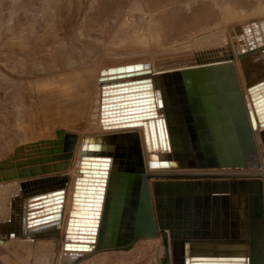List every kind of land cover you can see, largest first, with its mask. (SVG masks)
<instances>
[{"label": "bare ground", "instance_id": "obj_1", "mask_svg": "<svg viewBox=\"0 0 264 264\" xmlns=\"http://www.w3.org/2000/svg\"><path fill=\"white\" fill-rule=\"evenodd\" d=\"M251 5V4H249ZM248 5V6H249ZM247 6V7H248ZM136 23H140L138 19ZM237 31V29H232ZM262 30V31H261ZM1 34V33H0ZM13 34V33H12ZM196 34H201L196 36ZM191 41L178 45L173 48L169 56H176L169 60H157L153 58V64H170L165 66L167 68L159 71H139L137 74L128 76H117L111 79L104 78L99 80L96 78V67L88 69L90 81H86L83 84L84 89H73L71 105L67 111V118L65 120H73L76 124L80 125V129L77 130V135L71 142L60 141L55 137H50L46 134V139L42 135L38 137L30 136V142L21 143L16 146V152L13 156L5 159L0 158V241L21 237L25 242L21 246L28 250L23 256V264H56L60 263L63 256L69 259H73L68 264H77V262L87 254L111 251V250H95L97 243L98 232L93 233V239L85 241L92 248L89 249H65V242H72L77 237L76 234L80 233L83 236L89 232L79 231V229H90L91 225L80 223H67L68 217L73 218H89V212H80L83 207L78 206L81 203L88 202L85 196L88 197V191L82 189L84 185H91L89 180H94L98 171V167L93 161L95 159L83 157V156H104L109 157L105 164L104 176L105 184L103 186L104 192L111 171L116 167L117 157L114 151L110 153L103 148H97L91 152L83 151L82 144L84 138L104 136L116 133H134L138 154L140 161L143 165V170L146 175L147 185L149 192L153 196V183L155 181L165 179H182L190 181H200L201 183L208 184V191L205 197L208 198L210 204L214 201L212 193H216L217 210L227 212V220L229 221L230 228H234L239 238L242 239L246 248L244 251L249 250L251 242V229L253 231H260V252H259V264H264V142L260 137V131L263 126L257 120L259 113L263 110L255 109L261 105H264V24H253V42H246L243 46H235V49H223V42L226 39V35L221 30H217L215 26H203L202 31H197ZM11 37V36H10ZM249 41V40H247ZM63 44L62 42H53L51 45ZM14 53V49L10 50ZM16 52V51H15ZM183 52H188L187 56H181ZM25 57L19 58L22 64V69L25 70V74L21 77L18 74L17 80H14V76L11 81L12 89H21L25 93L26 99L29 98L30 89H45L47 96V102L51 104L55 101V88H59L61 84L60 74L65 69V56L60 53L44 54V61L48 64L46 67L41 68L35 66L33 63L32 52H26ZM165 53V52H163ZM159 55V53H156ZM155 54V56H156ZM166 54V53H165ZM42 55V54H41ZM162 55V54H161ZM253 55V63L250 62L249 57ZM168 56V57H169ZM233 56L232 60H227L225 57ZM158 57V56H157ZM163 57H165L163 55ZM160 58V56H159ZM161 59V58H160ZM7 60L5 52H1L0 61ZM0 64V91L3 92L4 79L6 72L5 64ZM199 64L198 67L195 65ZM253 65V73L249 72V68ZM196 68H215L217 71L214 74H208L207 79L214 77L219 83L227 80L232 87L236 86V90L241 96V103L244 106L247 121L251 127L253 136V150L243 153L245 166L243 167H208V168H190L182 169L181 167L172 166H157L154 167L151 164L157 163L159 152L168 153L170 149L168 147L161 148L157 145V148L152 145L150 141V133L147 125V121L143 122V119H125V120H112L111 116H118L123 114H130L134 112H121L118 114H110L113 109H120L118 111H124L125 105H117V101L126 100L128 98L114 99L113 95L120 94L122 92H114L107 90L106 85L111 82H122L130 80L132 76L139 78H150L151 87H149V95L153 97L154 113L157 117H163L164 122L167 125L166 114L171 110L170 104L171 93L169 86L165 82L162 76L165 73L181 71L182 69H196ZM261 68V69H260ZM114 74L124 73L125 69L114 70ZM9 72L6 74L8 75ZM43 75V79H46L44 85L38 84L39 75ZM135 79V78H134ZM37 80V81H34ZM230 80V81H229ZM253 81V82H252ZM51 83V84H50ZM52 83H56L55 87H52ZM257 85L253 88V96L251 91H247L250 85ZM222 89H226L225 86ZM116 90V89H115ZM257 91V92H256ZM128 92V91H123ZM255 92V94H254ZM116 97V96H115ZM143 97L142 95L137 96ZM156 97L161 98L162 106L156 101ZM135 98V97H134ZM259 99V100H258ZM261 99V100H260ZM109 103H111L109 105ZM107 104V108H101V105ZM144 104V103H140ZM129 104L127 106H132ZM139 105V104H135ZM48 111L51 110L47 109ZM262 111V112H263ZM142 112V111H136ZM71 116V117H70ZM175 115L173 114L172 117ZM130 117V116H129ZM35 123H33L34 125ZM69 130L65 131V134H69ZM144 136L147 140L145 142ZM62 139L65 140L64 136ZM38 141H42L50 144H56L59 142L56 148L49 146L44 147ZM93 143V141H88ZM83 151V152H82ZM166 155V154H165ZM40 156L41 158H37ZM22 158L21 160H18ZM155 160V162H152ZM82 161L83 163H81ZM101 165V164H99ZM104 165V164H103ZM84 169V170H83ZM75 172V173H74ZM26 175L23 181L19 179L20 175ZM17 178V179H16ZM252 179L253 186H249L247 181ZM84 180V181H83ZM44 189V191H42ZM61 190L57 195L60 199L58 202L59 207L56 209L59 213L58 218L49 220L34 222L35 219L41 218L45 213L36 214L43 208L44 205H32L41 200V198H35L43 193ZM259 190V191H258ZM221 191H224L221 192ZM256 191L260 194L261 203V217L260 220H255L253 216V222L251 223V201L256 197ZM82 198H77L81 197ZM94 197V196H92ZM210 204L207 206L208 212L211 211ZM83 205V204H82ZM86 205V204H85ZM86 214L87 216H83ZM13 219L14 225L8 226ZM80 221V220H76ZM85 222V220H83ZM89 222L91 220H88ZM53 223L54 229L52 232L47 231L43 233L33 232L24 233L28 229H35L40 225H48ZM67 225H72V228L76 226L77 231L67 230ZM52 227V228H53ZM8 228V229H7ZM7 229V232H5ZM20 238V239H21ZM155 238H160L159 245V261L160 264H176L173 255L171 239L168 236L163 239L159 234ZM2 244V243H1ZM249 252V251H248ZM249 255V253H245ZM221 261V260H217ZM237 262V263H235ZM192 264V262H191ZM222 264V263H221ZM223 264H250L246 260L241 261H226Z\"/></svg>", "mask_w": 264, "mask_h": 264}, {"label": "water", "instance_id": "obj_2", "mask_svg": "<svg viewBox=\"0 0 264 264\" xmlns=\"http://www.w3.org/2000/svg\"><path fill=\"white\" fill-rule=\"evenodd\" d=\"M134 69L133 66H125L124 73L109 75L105 78L139 73ZM216 71L215 68H196L162 75L171 93L172 108L166 114L168 126L163 117H157L153 121L156 114L151 109L154 108V104L148 103L153 101V97L145 96L150 94L148 93L151 87L150 78L136 79L137 76H132L130 80L102 85L107 90L113 89V93L122 92L113 95V100L122 98L123 95H125L124 98H128L117 101V105L113 107L133 104L124 107V111L113 109L110 114L134 113L109 118L125 120L139 116L142 117L143 122L147 121L153 148H157L158 145L161 148L166 146L170 149L168 153L162 150L157 153L159 160L151 164L154 167L167 165L182 169L243 167L245 166L243 153H250L253 150L251 127L236 86L230 87L228 79L219 83L214 77L206 78L208 74L215 75ZM223 86L226 89H222ZM255 86L257 85L252 83L247 89L251 91L252 96ZM140 95L143 97L137 98ZM156 101L162 106L161 98L156 97ZM103 107L107 108V104L101 105V108ZM263 107L264 105H261L255 111ZM262 111L257 120L261 121L260 124L263 126L260 137L264 142V111ZM173 114L174 117H172ZM134 137V133L125 132L84 138L83 151L91 152L101 147L107 153L114 151L118 161L110 173L103 197L105 164L109 157L83 156L95 159L93 162L98 164L96 165L98 169L95 170L98 171L95 173L98 176L93 181L92 178L88 181L92 183L91 185H84L82 188L84 190L85 186L87 187L85 189L89 193L85 199L89 201L80 202L78 205L83 207L80 212H89L90 219L68 217L67 223L87 224L91 227L79 229L82 232H89L84 235L87 237H82L80 233L76 234L77 237H73V234L71 238L74 240L65 242V249L92 248L85 241L93 239V233L96 232L98 237L94 248L97 251L128 250L137 241L155 238L160 234L163 239L170 237L176 264H191V262L192 264H223L227 260L238 262L246 260L250 264H259L260 231L257 229L255 233L251 229L250 248L244 251L246 245L238 237L236 230L230 228L227 212L217 210L216 193H212L214 201L211 204L205 197L208 184L187 179L155 181L153 196H151ZM144 139L146 142V136ZM91 140L93 143L88 142ZM247 183L253 186L252 179ZM258 191L254 201H251V223L254 216L257 225L261 217ZM60 192L61 190L47 192L32 198L33 200L41 198L32 205H44L42 209L36 211V214L45 213L34 222L59 217L56 209L59 207L60 199L57 195ZM221 192L224 193V191ZM77 198L80 199L82 196ZM208 204L211 207L210 212L207 210ZM83 216L87 215L83 214ZM53 225V223L40 225L24 233H33L38 230L39 233L52 232ZM67 230L77 231L76 226L72 228V225H67ZM217 260L221 261L217 262Z\"/></svg>", "mask_w": 264, "mask_h": 264}, {"label": "rangeland", "instance_id": "obj_3", "mask_svg": "<svg viewBox=\"0 0 264 264\" xmlns=\"http://www.w3.org/2000/svg\"><path fill=\"white\" fill-rule=\"evenodd\" d=\"M91 7L93 10L89 13ZM214 7L220 8L216 17L212 13H204L203 17H210V23L226 35L223 42L225 50L235 49L233 44L240 47L246 42H253V24H264V0H255L242 9L231 7L226 0L215 3ZM119 16L117 20L112 19L103 0H0V54L3 51L7 55V60L0 61V64H5L6 71L5 89L0 91L1 159L13 156L16 146L30 142L31 135L38 137L45 133L42 136L44 139L47 134L55 137V141L56 138L61 142L73 140L80 125L65 119L73 89H84L83 84L91 79L88 69L96 67V78L99 80L114 74V70L125 69V66H133L135 71H159L170 64H153L154 57L157 60L172 59L176 57L169 56L173 48L201 35L189 33L180 39L165 35L167 24L170 26L174 20L177 21L172 14L156 16L129 10ZM138 19L140 23H136ZM196 23L192 20V25ZM234 28L238 32L233 31ZM53 42L63 44L51 45ZM29 51L34 57L32 64L39 68L48 65L43 53L65 56L66 67L61 71V84L55 88V101L51 104L47 102L45 89H30L26 99L21 89L11 87L12 76L15 75V80L16 74L21 77L25 74L19 58L25 57ZM188 54L183 52L180 55ZM225 58L233 61V56ZM249 59L253 63V55ZM249 72L253 73V65ZM39 76L38 84L42 86L46 79L42 78V74ZM55 86L56 83H52V87ZM49 107L51 110L48 111ZM66 130L70 131L69 134H65ZM38 142L51 148L59 144ZM25 176L20 175V182ZM12 225L13 219L8 228ZM20 238L0 241V264H23V256L28 250L21 246L25 241ZM160 242V238L139 240L128 250L87 254L77 264H160ZM77 258L63 256L56 264H68Z\"/></svg>", "mask_w": 264, "mask_h": 264}, {"label": "crops", "instance_id": "obj_4", "mask_svg": "<svg viewBox=\"0 0 264 264\" xmlns=\"http://www.w3.org/2000/svg\"><path fill=\"white\" fill-rule=\"evenodd\" d=\"M223 1L224 0H103V3L107 12L112 14V19L116 18V20L120 17L119 15L129 10L141 11L149 15L152 13V15L156 16L172 14L176 17L177 21L174 20L170 26L167 24V29L164 30V34L172 38L175 37L176 39H180L189 33L195 34L197 31L202 30L203 26H212L213 24L210 23V17H203V15L204 13H212V15L216 17L220 8L215 9V3L218 4ZM226 1L231 3V7L242 9L249 4H253L255 0ZM92 10L93 8L91 7L89 13H92ZM163 19L165 18H162V20ZM192 20H195L197 23L192 25ZM157 29L160 30L159 27H157Z\"/></svg>", "mask_w": 264, "mask_h": 264}, {"label": "snow or ice", "instance_id": "obj_5", "mask_svg": "<svg viewBox=\"0 0 264 264\" xmlns=\"http://www.w3.org/2000/svg\"><path fill=\"white\" fill-rule=\"evenodd\" d=\"M125 107H128L127 105H125ZM146 111V110H145ZM142 117H139V116H137V117H133V119H141Z\"/></svg>", "mask_w": 264, "mask_h": 264}]
</instances>
